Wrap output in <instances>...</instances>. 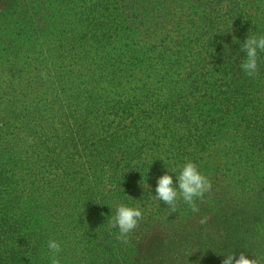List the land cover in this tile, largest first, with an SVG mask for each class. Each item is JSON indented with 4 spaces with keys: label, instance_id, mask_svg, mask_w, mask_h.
Listing matches in <instances>:
<instances>
[{
    "label": "trees",
    "instance_id": "trees-1",
    "mask_svg": "<svg viewBox=\"0 0 264 264\" xmlns=\"http://www.w3.org/2000/svg\"><path fill=\"white\" fill-rule=\"evenodd\" d=\"M248 35L264 36V0H0V264H51L50 239L60 264H141L157 230L148 264L264 258V52L247 76ZM189 161L212 189L173 213L157 179ZM121 204L143 213L127 244L108 222Z\"/></svg>",
    "mask_w": 264,
    "mask_h": 264
},
{
    "label": "clouds",
    "instance_id": "clouds-1",
    "mask_svg": "<svg viewBox=\"0 0 264 264\" xmlns=\"http://www.w3.org/2000/svg\"><path fill=\"white\" fill-rule=\"evenodd\" d=\"M242 45V51L246 53V59L240 67L247 76L253 77L258 74V50L264 52V36L248 35ZM175 178L176 183H174L172 175L164 174L159 177L154 198L162 201L173 213L177 211V202L180 199L190 207L193 213H199L200 209L196 204V200H202L204 195L211 191V181L199 171L195 163L190 161L182 167L179 175ZM142 219L143 213L140 208H132L121 204L117 207L116 214L108 222L110 227L119 230L116 239L127 244L130 234L139 226ZM208 219V217H203L199 223L206 224ZM48 249L51 253V264H60L58 259V254L62 251L60 243L50 239ZM222 264H264V258L253 256L249 259L246 258L243 252L237 258L231 253L226 256Z\"/></svg>",
    "mask_w": 264,
    "mask_h": 264
},
{
    "label": "rangeland",
    "instance_id": "rangeland-1",
    "mask_svg": "<svg viewBox=\"0 0 264 264\" xmlns=\"http://www.w3.org/2000/svg\"><path fill=\"white\" fill-rule=\"evenodd\" d=\"M198 237V238H197ZM194 238L196 239L195 242H198L199 244L202 243V240H200V235L196 236L194 235ZM164 236L162 235V232L157 230L156 232H153L152 234H149L144 240H142L137 248H136V261L139 260L141 264H148L147 261H151L155 259L158 253V246L157 245H162ZM195 242L191 239H189L188 244L195 247L196 245L198 246V243L195 244ZM181 245L177 246L174 243H172V252H173V257L177 255L178 250H182ZM176 250V251H173ZM200 254L196 251L193 250L192 252L187 253L186 256L183 255H178L179 259L181 260V263L185 264H206V261L203 257H201Z\"/></svg>",
    "mask_w": 264,
    "mask_h": 264
}]
</instances>
